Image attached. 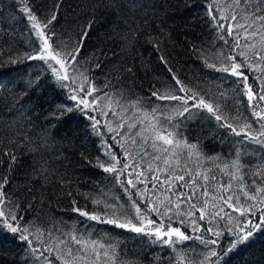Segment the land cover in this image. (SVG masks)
Instances as JSON below:
<instances>
[{
	"label": "trees",
	"instance_id": "obj_1",
	"mask_svg": "<svg viewBox=\"0 0 264 264\" xmlns=\"http://www.w3.org/2000/svg\"><path fill=\"white\" fill-rule=\"evenodd\" d=\"M224 2L220 0V4ZM210 5L212 0H0V179L7 178L0 189L3 194L0 211L15 215L17 221L10 222L27 228L25 234L31 241L30 245L20 240L18 234H12L0 224V238L6 237L0 248V264H62L58 256L73 260L62 245L57 249V238L66 239L69 234L86 241L95 239L105 246L115 245L118 264H213V261L224 264L225 260L228 264H264V234L219 260L215 257L205 260L210 250L219 253L229 247V241L234 239L229 229L243 228V223L236 222L246 217L226 205L223 207L228 215L211 224L207 220L200 221L199 213L194 212L199 232L193 231L190 220L182 224L180 218H174L170 222L172 227L180 228L191 237L175 245L81 216L75 209L103 215L107 211L105 202L127 205L130 209L136 201L144 207L147 197L137 195V190L147 191L148 196H152L151 183L148 189L139 183L129 187L128 172L134 169H127L117 180L115 174L104 172L97 160L112 163L106 155L111 150L122 162L118 168L123 163H140L146 167L152 149L147 147L149 157L145 160L139 157L129 160L125 148L133 153L137 149L130 141L122 147L121 136L108 130L109 121L113 127L123 121L104 108L105 101H100V108L95 111L84 109L83 105L77 107V102L70 99L69 89L60 87L42 61L27 59L40 47V41L23 10L25 6L42 25L56 15L44 31L57 47L63 48L66 43L75 45L78 39L82 41L79 71L100 89L94 96L107 93L114 102L118 100L119 105L114 103L113 107L117 112L127 109L123 112L125 117L135 112V118L146 124L158 106L165 113L172 112L177 102L157 100L152 93L174 89L178 92L175 76L189 89L219 104L233 125L242 126L247 121L255 130L258 123L252 115L241 77L207 67L208 62L217 66L230 64L226 59L229 55L240 62L243 58L238 53L247 51L243 47L246 43L243 36L239 37L241 47L237 49L234 47L236 33L227 34L228 24L235 21L219 20L220 13L215 11L217 19L214 20L209 15ZM246 7L241 4L239 9H228L225 14H236L239 20ZM218 24L225 25L223 32ZM247 43H255L259 48V35L251 37ZM249 58L252 59L251 54ZM240 71L249 77L247 83L255 89L256 95L264 91L261 83L264 76L260 70L245 64ZM133 103L139 111L130 107ZM260 103L264 106V101ZM65 105L71 106L73 111L67 112ZM101 110L108 115H101ZM144 113H148L147 118ZM191 113H185L187 119L179 117L181 123L177 128L183 140L197 146L199 159L193 155L188 160L187 150H182L191 170H210L217 178L215 184H226L229 176L222 173L220 167L231 165L239 152L243 182L249 186L264 184V177L253 174L264 168V147L249 143L243 135L236 136L231 129L222 127L207 110L192 108ZM155 115L168 125L159 111ZM89 116L99 121L96 129ZM120 132L126 133L127 125ZM227 171L234 169L229 167ZM237 185L238 182H233L234 190ZM241 199L244 204L252 203L242 195ZM260 208L264 205L257 206V215ZM229 216L233 220L231 225ZM149 218L159 222L155 214L149 213ZM164 222L169 223L167 218ZM208 227L222 235L213 236L205 231ZM197 236L218 239V244L205 246ZM69 246L73 253L79 249V245L71 244L70 240ZM48 248L52 250L46 251ZM33 249L37 251L34 253ZM88 251L87 260L91 264L95 256L91 254V247ZM75 264H85V260H76ZM101 264H111L110 260L105 261L103 250Z\"/></svg>",
	"mask_w": 264,
	"mask_h": 264
},
{
	"label": "snow or ice",
	"instance_id": "obj_2",
	"mask_svg": "<svg viewBox=\"0 0 264 264\" xmlns=\"http://www.w3.org/2000/svg\"><path fill=\"white\" fill-rule=\"evenodd\" d=\"M241 4L247 7L244 9V14L239 20L236 14H231L230 16L225 14L228 9H232L233 11L239 9ZM209 7V15L214 20L217 19L213 14L215 11L220 13L219 20L230 19L231 21H235V24H228L226 29L227 34L228 36H233L234 32L236 33L234 36V47L237 49L241 47L239 37L243 36L246 41L243 47L247 51H240L238 53L243 58L240 62H237L235 57L229 55L226 59L231 61L230 64L217 66L214 63L208 62L207 67L217 72H228L232 76L241 77L240 82L243 83L249 105L252 108V115L258 123V127L255 130H253V124L247 121L242 126L233 125L229 121V118L223 114L219 104L214 101L210 102V98H205L195 90L189 89L175 76H173V79L176 85H179L178 92L174 89L171 92L161 93L157 90L152 93L157 100L177 102L172 112L165 113L158 106V108L153 109L152 118L147 120L146 124L140 119L135 118V112H133L132 116L125 117L123 112H126L127 109H122L121 112L115 111L113 104L119 105L120 102L118 100L114 102L112 97L107 93L103 96H94V93L100 91V89L92 85L88 81L87 76L79 71L80 60L78 57L83 46L82 41L78 39L75 45L66 43L63 48L57 47L52 37L44 31L48 27V24H51L56 19V15L53 14L48 23L42 25L27 6L23 10L28 14V19L32 22V28L35 29L40 41V47L34 49L33 54L28 55L27 59L42 61L51 70L60 87H67L69 89L71 93L70 99L77 102V107L83 105L84 109L95 111L100 108L99 102L105 101L104 108L111 111L112 115L116 116L118 120L123 121L122 123H117L114 127L111 121H109L106 125L108 130L115 133V135L121 136V139L124 141L121 145L122 147L130 141L131 146H135L137 149L133 153L129 148H125L126 157L129 160L134 161L137 157L140 160H145L149 157L147 147L150 146L152 149V154L150 159H147L146 167L140 163H123L122 167L118 168L117 165H120L122 162L111 150L106 152V155L110 157L112 163L102 162L99 158L97 163L104 172L115 174L117 180L127 169H134V171L128 172L129 179L127 180V185L135 187L139 183L144 184L145 189H148V183H151L152 187L149 191L152 192V196H155V199L152 196H148L147 191L138 189L137 195L142 198L147 197L144 200V207L139 206V203L136 201H133L130 209L127 205L105 202L107 211L103 215L91 214L79 208L75 210L81 216H86L89 220L114 225L116 228L126 229L130 232L154 236L156 240L163 244L175 245L176 243L189 240L191 237L182 232L180 228L172 227L170 222L174 218H180L182 224L190 220L193 225V231L199 232L200 228L197 226L196 220L193 219V213L198 212V219L200 221L207 220L211 224L214 220L223 219L228 215L223 207V205H226L233 212H238L241 217H246V219L236 222L237 224L243 223V228L236 227L235 229H229L234 239L229 241V247L226 250L221 249L218 253L213 249L205 254V260H210L214 257L219 260L220 257L236 251L241 245L247 246L252 242L254 237L264 234V208H260L259 215L255 211L258 205H264V184L249 186L243 182V176L239 172V152L237 153V159H234L231 165L225 164L223 167H220V171L229 176V181L226 184H215L214 182L217 178L210 170H191L184 159V152L182 150H187L188 160H191L193 155H196L197 159H199L197 146L183 140L177 128L181 123L179 117H185V113L191 115L192 108L203 109L207 110L218 122H221L222 127L231 129V132L236 136L243 135L249 143L264 147V106H261L260 103L264 101V91L256 95L255 89L247 83L249 77L240 71L247 64L248 68L260 70L262 76H264V67H261L264 64V55L261 54L264 52V0H225L224 4H220V0H212V5ZM241 20L243 23H241ZM255 25L259 26L255 27ZM218 27L221 32L225 30L224 24H218ZM237 29H243V32H236ZM249 29L252 31L249 32ZM244 33H247V35H244ZM257 35H259V48L255 43H247L251 37H256ZM86 36L87 34L85 33L84 38ZM225 42L228 43L227 40ZM249 54H251L252 59L249 58ZM37 80H39V75H37ZM31 83L32 81L30 80L29 84ZM261 83L264 86V79L261 80ZM85 85H87V88H85ZM179 93H184V95H180ZM189 101H192V103L190 104ZM64 107L69 113L73 111L71 106L65 105ZM130 107L137 111L140 110L135 103L131 104ZM157 111L164 117V120L168 121L167 126H165L160 117L155 115ZM101 115L106 116L108 112L101 110ZM144 117L147 118L148 113H144ZM89 119L92 120V126L96 129L99 121L93 116H89ZM125 125H127V132L121 133L120 129L125 127ZM138 125H140L138 130L133 132L132 130L137 129ZM113 139H115V136H113ZM149 141H151L150 145ZM12 159L15 160V157L13 156ZM229 167L234 169V171H227ZM253 174L264 177V168ZM133 176L135 179L132 178ZM233 182H238L235 190L233 189ZM6 183V177L0 179V189ZM253 187L254 191L252 190ZM179 188H185L188 191L180 192L178 191ZM2 195L0 193V197ZM241 195L252 203L244 204ZM133 210L134 215L132 214ZM149 213L159 217V222L150 219ZM165 218L169 221L167 225L164 222ZM17 219L11 213L0 211V224L6 227L12 234H18L20 240L26 241L31 245L29 236L25 234L28 232V229L18 225V223H12L17 221ZM228 223L230 225L233 223L230 216L228 217ZM205 231L217 238L222 235L221 232L214 231L212 227H208ZM196 239L200 240L205 246L218 244V239H204L200 236H197ZM5 240L6 237L0 238V248L3 247ZM69 240L71 244L79 245L76 253H73L72 247L69 246ZM57 241V249L59 250L62 245L66 255L73 257V260H68L58 256V259H62V264H75V261L79 259H84L85 264H89L87 260L89 247H91V254L95 256V260L91 264H101V250H103L105 261L110 260L111 264H118L115 245L105 246L95 239L86 241L83 237H78L75 234H69L66 239L57 238ZM45 250L50 252L52 249L48 248ZM35 251L37 250L33 249L34 253ZM213 264H216V261H213ZM224 264H228L227 260L224 261Z\"/></svg>",
	"mask_w": 264,
	"mask_h": 264
}]
</instances>
